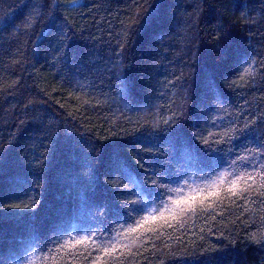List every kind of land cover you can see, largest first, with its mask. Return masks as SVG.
<instances>
[{"label": "trees", "instance_id": "16d2710c", "mask_svg": "<svg viewBox=\"0 0 264 264\" xmlns=\"http://www.w3.org/2000/svg\"><path fill=\"white\" fill-rule=\"evenodd\" d=\"M260 140L264 0H0V264H264Z\"/></svg>", "mask_w": 264, "mask_h": 264}, {"label": "snow or ice", "instance_id": "6c2138e0", "mask_svg": "<svg viewBox=\"0 0 264 264\" xmlns=\"http://www.w3.org/2000/svg\"><path fill=\"white\" fill-rule=\"evenodd\" d=\"M225 39H226V37L223 34H221L218 36L216 42L218 43V45L223 46L221 41H224ZM65 47H67V45H65ZM165 123L168 124V121H165ZM250 123L255 124L256 122L252 121ZM247 129H248V125L245 124L243 127L234 128L233 131L236 132L238 135H242V133H244ZM203 143L205 145H207L208 141L204 140ZM246 151H247V149H246ZM251 152L258 154L261 157H264V140H260V144L253 147L251 149ZM198 163H200L204 166H207V167L211 166V162L206 164L204 161H199ZM233 163H235V161H233ZM217 166H219V165H217ZM261 167L264 168V164H262ZM227 175L228 174L225 173L224 175H221L220 177H218L217 182H215L212 187H210L206 190H197L195 192H190L187 195H184L182 193V191L179 189H173V191L177 192V196L175 199H172L171 196L169 197V199L172 201L171 207H168L164 211H161L158 216L157 215H146V216H144L143 219L141 220V222L136 225V228H129L128 231L135 232L138 228H142L148 222L154 221L157 219L165 220L167 217H171L172 219H176L177 212L182 213L186 209L192 208L196 202L203 204L206 200H208L212 197L218 196V194L222 190V186L225 183V178ZM260 176H261V179L264 180V171H262L260 173ZM240 180H243L245 187H248V181H252V183H255V177L252 175H247L246 178L244 176L238 177L237 179L232 180L231 183L228 185L227 190L229 193H232L234 191V189L238 187V181H240ZM153 183L155 184L156 182L153 181ZM161 187H167V186L161 185ZM140 196L141 195L138 194V199L136 201H133V202L139 203L140 202V200H139ZM252 238L255 239L254 236ZM75 243L82 244L83 240H77ZM114 251H115V248H112V249L105 248L104 249V252L106 254H110L111 252H114ZM93 264H100L99 259L93 261Z\"/></svg>", "mask_w": 264, "mask_h": 264}]
</instances>
